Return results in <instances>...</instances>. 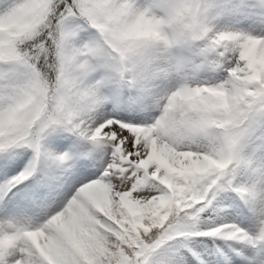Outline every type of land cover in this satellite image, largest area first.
I'll use <instances>...</instances> for the list:
<instances>
[{"label": "snow or ice", "instance_id": "obj_1", "mask_svg": "<svg viewBox=\"0 0 264 264\" xmlns=\"http://www.w3.org/2000/svg\"><path fill=\"white\" fill-rule=\"evenodd\" d=\"M186 10L0 0V264H264V32L206 35L228 17L264 26V0H205L198 28L178 27ZM163 22L172 36L161 41ZM161 52L188 104L153 138L138 130L151 131L146 85ZM205 89L227 94L233 131L216 130ZM226 193L256 231L207 219ZM196 237L235 243L196 252Z\"/></svg>", "mask_w": 264, "mask_h": 264}, {"label": "clouds", "instance_id": "obj_2", "mask_svg": "<svg viewBox=\"0 0 264 264\" xmlns=\"http://www.w3.org/2000/svg\"><path fill=\"white\" fill-rule=\"evenodd\" d=\"M182 3L187 5V10L178 24L179 28L185 25H191L193 28H198L202 23H204L205 17L202 11V5L205 0H181ZM128 24L132 21L128 20ZM227 27L226 24L219 21H211L208 24L209 31L206 35H211L212 32L222 30ZM172 29L169 28L167 22H163L160 30V40L162 41L165 37L171 38ZM219 39L227 40L228 37L221 35ZM208 41L203 39L193 42L192 51L196 48L204 47ZM174 54L177 56H189L191 54L190 50L177 48L174 50ZM203 73H200V78ZM153 76L147 82V87L150 89V93L144 101V111L147 113L148 117L153 121L148 125L151 131L148 132L150 137L154 138V134L159 130L160 127L167 125L171 120L178 114L179 111L187 107L188 102L182 97L185 95L181 93L177 88V84L180 82L179 74L174 70L170 69L165 63L163 58V53H160L159 58L153 64ZM203 79V78H201ZM190 83L195 86L199 83V80H192ZM55 79L54 77H49V91L54 89ZM205 93L207 90L205 89ZM128 95L135 96L136 92L132 91ZM204 95V93H202ZM207 99L209 103L215 105V110L212 113L214 119L216 120V130L220 132H230L237 127L235 122L230 116V102L227 98V94H224L223 100H220L216 95L207 93ZM49 104H51V99H49ZM181 155H186L181 153Z\"/></svg>", "mask_w": 264, "mask_h": 264}, {"label": "rangeland", "instance_id": "obj_3", "mask_svg": "<svg viewBox=\"0 0 264 264\" xmlns=\"http://www.w3.org/2000/svg\"><path fill=\"white\" fill-rule=\"evenodd\" d=\"M224 24L227 26H230L235 29H239L242 31H248L251 32L252 34H257L260 32H264V26H258L261 24L260 20L256 18L255 20H250V19H241L239 17H228L224 18L222 20ZM258 62L264 63V60H259ZM212 74L205 75L203 74L201 78H211ZM218 78V77H217ZM138 132L141 135H148V133H144L143 130H138ZM218 217L225 215V217H228L232 223H237L241 227L245 228L246 230H249L250 232H254L257 230L258 222L255 217L249 215L248 218H241L240 216H237L232 213L231 208L225 211H216L215 212ZM213 241L215 242V245H224L227 247L228 243H235V242H225V241H220V240H214V239H209V240H197L192 244V249L196 252H199L201 247L203 246L201 242H206L208 244H212ZM239 247V245H237ZM253 255L255 258L259 260L260 253L259 250H254Z\"/></svg>", "mask_w": 264, "mask_h": 264}, {"label": "trees", "instance_id": "obj_4", "mask_svg": "<svg viewBox=\"0 0 264 264\" xmlns=\"http://www.w3.org/2000/svg\"><path fill=\"white\" fill-rule=\"evenodd\" d=\"M14 29H17V30H19L21 27H19V25H13L12 26ZM219 99H222L221 98V96H219V95H216ZM220 205H223V204H225L226 203V201H225V197L224 196H222L221 198H220V201L218 202ZM207 219L209 220V217H207ZM211 221V220H210ZM212 222V221H211ZM216 224V223H215ZM202 230H206V229H203L202 228ZM188 243V242H187ZM176 247H178L176 244H172L171 245V247H168V248H165V249H163L162 250V255H171L173 252H174V250H175V248Z\"/></svg>", "mask_w": 264, "mask_h": 264}]
</instances>
